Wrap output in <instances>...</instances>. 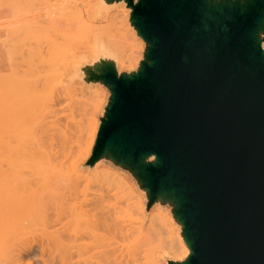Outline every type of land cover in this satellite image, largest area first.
Segmentation results:
<instances>
[{"label": "water", "instance_id": "95a60500", "mask_svg": "<svg viewBox=\"0 0 264 264\" xmlns=\"http://www.w3.org/2000/svg\"><path fill=\"white\" fill-rule=\"evenodd\" d=\"M112 1L145 48L82 68L109 91L90 166L170 206L190 252L167 264H264V0Z\"/></svg>", "mask_w": 264, "mask_h": 264}, {"label": "bare ground", "instance_id": "6f19581e", "mask_svg": "<svg viewBox=\"0 0 264 264\" xmlns=\"http://www.w3.org/2000/svg\"><path fill=\"white\" fill-rule=\"evenodd\" d=\"M52 2H49V0H24L23 4L13 2L11 4L12 19L10 22L12 31L16 33L23 31L32 38L37 37V32L41 31V36L46 42L47 47L45 54L48 56L49 62L53 60L51 63L55 66L66 65L67 62L65 60H68L70 57H78L89 60L88 66L91 68L98 66L102 62L110 61L119 68L135 69L138 65L140 50L132 49L129 56H126L123 46L131 44L126 29L124 30L123 27H119L118 29L111 27L120 8H124L123 1L70 0L68 2L66 0L68 3L65 4L63 1L61 3L56 2L55 4H52ZM62 3L64 4L63 6H58ZM110 7H114V10L109 11ZM127 10L129 12V8ZM0 34H3V32L1 31ZM135 45L137 46L138 44L135 43ZM262 46L264 47V42ZM65 49L72 51V53H68ZM16 82L17 78L13 73L0 75V98L5 94L12 93ZM16 105L21 106L16 107ZM28 105V102L19 101L10 105L0 99V126L5 128L9 137L13 138L15 145L21 144L23 147L20 148L21 152L19 153L15 149L10 151L12 156L10 170L0 175V228H4L7 225L19 224L26 225L30 229L32 225L35 227L39 225L40 234L42 235L38 234L40 243L38 241L39 248L35 255L37 259L39 258L40 264H126L127 256L130 258L131 263L137 260L140 237L143 234H147L150 228H152L149 222L152 216L148 218L147 225L142 221L144 219L142 201L139 198L136 200L132 196L133 199H129L130 202L128 201L127 203L130 209L125 214L128 217L127 220H124V223L125 221L126 223L118 225L114 222L111 224V220L114 219L112 214L115 215L117 208L114 207L115 210L111 208L110 204H107L106 198L109 195L107 188L110 189L111 181L115 179H112L110 182L108 181L109 184L104 181L105 185L106 183L108 185L106 188L107 192L102 191V188L96 189L94 187L93 189H96L98 193H96L97 191L92 192V190L91 195L87 194L88 190L84 186H82V189L78 185L81 190L77 186L82 181L89 183L90 181L102 178L106 180V169L104 168L100 169L99 167L97 170H92L93 172H90L89 177L88 174L77 171L80 162L84 161L89 154L91 145L96 137L97 126H91V139L88 143L85 141V145L77 142L81 134L76 136V138L79 137L77 140L75 138L77 142V154L67 157L68 154H72V151L69 150L71 154L67 152V156L64 155L65 158H69L65 161L67 163L61 162L64 160L59 157L61 163H57L56 161L57 165L51 164L50 171L45 172L46 174L48 173L46 177L44 179L42 178L43 176L41 177L43 182L39 186L36 182L30 181L31 179H27L26 169L28 170V167L30 168V165L35 163L34 159L44 157V155L43 157L41 156V153L44 154L41 144L44 143L42 133L46 136L45 131L52 130L51 123L54 120L49 123L51 129L47 125L44 127L43 125L46 123L45 121L42 125L44 116L41 121H37V119L40 120L37 114H41L37 112L42 111L43 108L38 109L39 111L34 110L36 112L33 116L34 113H29L34 111ZM32 117H35V119H32ZM30 119L36 120L38 122L37 125L40 122L38 126L42 125L41 127L46 128L45 131L42 132L43 128L39 129L41 127L36 126V121L35 123L32 120L29 122ZM31 123H34L33 127H38L37 129L39 130L36 131L35 128H31L32 125H29ZM54 123L58 124V122ZM57 124L55 125L57 127L53 125L55 127H53V130L55 129V132L57 130V133L62 132L63 134L64 132L60 129L61 126ZM34 130L35 134L33 133ZM31 134L36 138L32 137ZM33 138L36 140V144ZM37 138L42 141L37 142ZM39 143L42 147L39 146ZM38 146L40 149H38ZM37 152L40 153L38 154ZM84 152H86V155H84ZM53 158L55 157L53 156ZM53 160L51 157L50 161L52 163ZM38 163H42V161ZM41 167L40 169L42 170L43 168ZM42 174L44 173L42 172ZM120 178L118 179L121 180ZM113 183L118 185L116 181H113L112 185H114ZM129 188L131 190V186ZM82 190L86 193H83ZM132 191L130 192L134 195V191ZM114 205L116 204L114 203ZM113 210L114 213H112ZM123 213H126V210ZM122 215L117 217L118 220L122 218ZM134 216L136 217L134 218ZM33 230L36 231L35 228ZM125 237H133L132 242L136 240V243L131 242L134 245H123L124 247L119 244V246V238L123 239ZM181 239L184 242V245L181 246L183 252H185L182 258L185 259L190 251L183 237ZM18 242L16 244L17 250L16 247L15 249L13 248L15 251L12 250L9 256L7 262L9 264H21L20 259L22 262L24 258L22 257V252L28 255V252L34 250L33 243L35 241L31 243L32 241L27 242L26 240V243L22 244H18ZM175 257L172 255L173 259ZM24 259H27V257ZM28 259L31 261L32 258ZM30 261L28 260L27 263L31 264L29 263Z\"/></svg>", "mask_w": 264, "mask_h": 264}, {"label": "rangeland", "instance_id": "374dc122", "mask_svg": "<svg viewBox=\"0 0 264 264\" xmlns=\"http://www.w3.org/2000/svg\"><path fill=\"white\" fill-rule=\"evenodd\" d=\"M50 1L51 2L53 1L52 4H55L56 2L61 3L62 1L65 4L68 3L70 0H67L68 2H66V0H61V1L49 0V2ZM13 2H15L16 4H23L24 0H0V14L6 13V15L8 16L7 18L0 20V32L1 31L3 32V34H0V55H1L0 75L13 73L16 75L17 82L13 92L9 94H5L3 97L1 96L2 98L0 99L6 101V103L10 105H13L17 101L28 102L29 103L28 107L32 108L33 111L34 110L39 111L38 109L43 108L42 111L37 112L41 114L36 113L37 115H39L38 117L40 118V120H38L37 117L36 118L37 121H41L42 117L44 116L43 117L44 119H42L44 121L43 123L41 122L42 125L44 124L45 121L46 123L49 121L48 122L49 124L51 123L50 121L54 120L51 123L52 125L51 131L48 130L45 131L46 128L41 127L42 125L38 126L40 122L37 125L38 122L36 120H32L35 119V117H32V119L29 120V122L32 120L34 123L36 121V126L41 127L39 129L43 128L41 131L42 132L45 131L46 133V136L44 133H42L44 138L41 136L44 142L41 143L43 146L42 150L44 151V154L41 153L42 154L41 156L43 157L44 155L43 157L44 159L41 157H37L39 159L37 158L34 159L35 163H32L31 164L32 166L30 165V168L31 167L32 168L30 169L28 167V170L26 169L27 174H29V175L26 174L27 179L28 180L31 179L30 181L32 182L34 181L36 182V184H39V186H41V182H43L44 177H46V175L48 174V173L46 174L45 172L50 171L51 164L57 165L56 161L57 163H59L60 162L59 160H61L60 158L64 160L61 162H65L67 161V159H69L67 157L76 155L77 142H79L81 145L82 144L85 145V141L87 143L88 141H90L91 139L90 128L93 125L97 126L96 129V136H97L101 122L100 120L104 112V107L106 106L108 101L109 91L103 84L100 83L87 84L83 80V78L86 77L85 76L86 74L82 72V68L85 64L89 65V60H84L78 57L75 58L70 57L68 58V60H65L67 62L66 65L55 66L54 64L51 63L53 60L49 62L48 56L45 54L47 47H46V42L43 40L41 36L42 35L41 31H38L37 32L38 36L33 38L29 35H26V33L23 31H20L19 33L13 32L12 26L10 25L12 19L11 4ZM64 4L62 3L57 5L63 6ZM123 6L124 8H120L118 14L116 15V17L114 18L111 24V27L115 29H118L119 27H123L124 30L126 29V33L129 37V42L131 44L123 46V49H125L126 56H129V54L132 52V49L140 50V54L138 58V62H139L142 59L145 43L142 41L140 37L137 36L136 31L133 29V27L130 24L129 21L130 10L128 12L126 5L123 4ZM113 10L114 7L109 8V11H113ZM135 43H137L138 45L136 46ZM65 51H67L68 53H72V51H68L67 49H65ZM116 69L118 73L123 71H128V69L126 68L116 67ZM16 94H18V96H16ZM20 106L21 105H16V107H20ZM43 110L45 111L44 113ZM35 112L36 111L31 112L29 114L34 113L33 114L34 116ZM45 113L48 117L45 115ZM53 122H58V124L57 123L56 124L61 126L60 129H62L61 131L64 132L63 133L64 135L62 134V132L57 133V130L56 132L54 131L55 129L53 130V127L56 125L55 123L54 125ZM34 123H31L29 125L30 126L32 125L31 128H35L36 131L39 130L37 129L38 127L37 128L33 127ZM46 123L43 126L45 127L47 125V127H50V124L48 126V124ZM35 130L33 132L34 134H35ZM7 134L8 133L6 132L5 128H2L0 126V175L10 170L9 168L11 167V162H12V156L10 151L12 149H15L19 153L21 152L20 148H23L21 144L15 145L13 138L9 137ZM79 134H81L80 138L83 139H80L79 137L76 138V136ZM31 136L35 137L33 136V134H31ZM39 138H37L38 139L37 142L40 141ZM75 138L76 140L79 138L80 141L77 140L76 142ZM33 141H35L36 144V140H34V138ZM95 141H96V137L94 139L93 144L91 145L88 156L84 161L80 162L77 171L78 172L80 171L84 174H88L89 177L90 172H93L95 169L97 170L99 167L100 169L104 168L106 169V177H105L106 180H103V178L100 180L99 179L93 180L94 183L93 181L92 182L90 181L91 183L82 181L79 182L77 186L79 185L81 186V188L82 186H84L85 189L88 190L87 194L89 195H91L92 192L97 191L96 189L99 188L100 189L102 188L101 190L102 191L104 190V192L108 189L109 195L107 196L108 198H106L108 203L106 200L105 201L107 204H110L111 208L113 209L114 207L117 208V210L114 209L115 215L112 214L115 220L112 218L114 221L111 220V224L114 222L118 225L121 223L123 224L126 223V221L124 223V220L125 219L127 220L128 217L125 214H127L128 212L127 210L130 209V206H128L127 203L128 201L130 202L129 199H131L132 196L133 198L135 197L136 200L139 198L142 201V206L144 209V214H143L144 219L142 221H144L146 225L148 224V218L152 216L151 220L149 221L152 228H150V231H148L147 234H143L140 237L139 240L140 247L136 244L139 247V254L137 255V260H134V262L131 263L130 258L127 256L126 259L128 261L126 260V264H167V260L173 259L172 255L176 256L175 260H183L182 257L185 255V252H183L182 246L184 245V242L181 239L182 236L180 235L179 225L174 221L172 214L170 212V206L155 204L151 206L149 209H147L146 207L147 200L145 193L139 188L137 182L129 172L122 170L121 168L115 166L113 163L106 160H100L96 162L93 166H90L89 161L92 156V152L95 146ZM39 146H41L40 143ZM38 149H40V147ZM69 150L72 151V154L70 153L71 151ZM67 152L70 153L71 155H69ZM64 155L67 157L65 158ZM84 155H86V152H84ZM53 156L55 158H53ZM51 157L52 160L54 159L53 163L52 161H50ZM37 161L38 162L42 161V163H38ZM45 164L46 166H44ZM40 167L43 169L41 170ZM35 170L37 174L35 173ZM42 172L44 174H42ZM35 175L37 178L35 177ZM119 177H121L120 178L121 180L118 179ZM112 179H115L113 181L114 182L116 181L118 185H115L114 183L113 184L115 186L112 185L113 182L111 181ZM104 181L107 183L108 181L109 182L111 181L110 189L107 188L108 185L107 183L105 185ZM79 186L78 188L81 190ZM130 186H131V190L134 191L132 192L135 196L131 194L130 192L131 190H129ZM94 187L96 188L95 190L93 189ZM82 192L86 193L83 190ZM96 193H98V191ZM114 203L116 205H114ZM121 208H123L124 211L121 210ZM114 210L112 211V213H114ZM125 210L126 213H123L125 212ZM119 211H121L120 212L121 214L119 213ZM120 215H122V218H119L118 220L117 217H119ZM135 217L136 216H134V218ZM33 226L34 225H32L30 229H28L29 227L27 228L26 225L13 224V225H7L4 228H0V264H9L7 263L9 260V256L12 250L15 251L14 250L15 247L17 250V246H16L17 242L19 241L18 244L20 243L22 244V243H26L25 242L26 240L27 242L32 241L31 243L35 241V243H33L34 250L28 252V255L22 252V257L24 258L27 257V259L23 258L22 262L20 259V263L28 264L27 261L28 260L30 261V259L28 258H32L29 263L40 264L39 258L37 259V256L35 254H37L39 248L38 247L39 246L38 244L40 243L39 241L40 239H38L39 235L42 234H40L41 231L39 230L40 229L39 225H37L36 227L34 226L36 231L33 230L34 229ZM132 238L131 237H127V238L125 237L123 239L119 238L118 245L120 244L122 247H124L125 245L128 246V244L134 245L132 243H136V240L135 242H132ZM129 248H133V247H129ZM34 255L36 256V258Z\"/></svg>", "mask_w": 264, "mask_h": 264}, {"label": "crops", "instance_id": "0c3cea01", "mask_svg": "<svg viewBox=\"0 0 264 264\" xmlns=\"http://www.w3.org/2000/svg\"><path fill=\"white\" fill-rule=\"evenodd\" d=\"M8 16L6 15V13H1L0 14V20H2V19H5V18H7Z\"/></svg>", "mask_w": 264, "mask_h": 264}]
</instances>
